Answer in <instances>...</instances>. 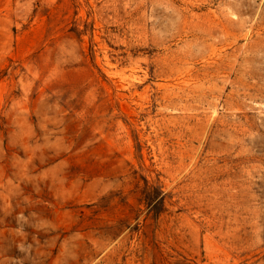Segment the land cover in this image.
<instances>
[{"label":"rangeland","instance_id":"374dc122","mask_svg":"<svg viewBox=\"0 0 264 264\" xmlns=\"http://www.w3.org/2000/svg\"><path fill=\"white\" fill-rule=\"evenodd\" d=\"M0 264H264V0H0Z\"/></svg>","mask_w":264,"mask_h":264}]
</instances>
